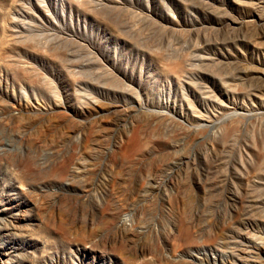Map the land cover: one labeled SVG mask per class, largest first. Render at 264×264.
Here are the masks:
<instances>
[{
  "label": "rangeland",
  "instance_id": "1",
  "mask_svg": "<svg viewBox=\"0 0 264 264\" xmlns=\"http://www.w3.org/2000/svg\"><path fill=\"white\" fill-rule=\"evenodd\" d=\"M0 264H264V0H0Z\"/></svg>",
  "mask_w": 264,
  "mask_h": 264
}]
</instances>
